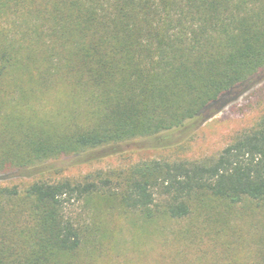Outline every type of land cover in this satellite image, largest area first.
<instances>
[{"label": "trees", "instance_id": "16d2710c", "mask_svg": "<svg viewBox=\"0 0 264 264\" xmlns=\"http://www.w3.org/2000/svg\"><path fill=\"white\" fill-rule=\"evenodd\" d=\"M263 76L264 0H0V173L138 137L169 144ZM94 194L143 224L200 219L172 233L200 245L177 264H264V245L240 249L235 209L264 203V115L210 159L0 186V264L76 262L83 234L65 206Z\"/></svg>", "mask_w": 264, "mask_h": 264}, {"label": "rangeland", "instance_id": "374dc122", "mask_svg": "<svg viewBox=\"0 0 264 264\" xmlns=\"http://www.w3.org/2000/svg\"><path fill=\"white\" fill-rule=\"evenodd\" d=\"M262 115L264 76L185 136H180L179 133L169 134L172 140L169 144L160 143L166 137L165 133L155 138L138 137L97 147L79 155H63L25 170L1 172L0 186H16L21 190L39 177L79 179L88 173L118 170L152 158L210 159L239 133L253 127ZM99 195L72 201L65 206L66 216L80 227L83 234V243L73 264H171L174 260L177 264L179 259L174 257L178 253H183L189 262L196 259L200 245H187L176 240L172 233L187 224L196 226L197 229L202 228L200 219L171 223L158 220L154 224H143L135 212L125 211L115 200L107 201L103 195ZM235 209L241 216L236 220L239 222L238 232L243 245L240 249H263L264 242L261 239L264 237V203L257 206L254 202H244ZM211 224L214 232L216 228L221 229L220 225ZM162 230L176 242H163L160 235ZM213 247L216 254H222L223 246L219 243L213 246L208 242L202 249L209 251ZM230 250L236 252L234 246ZM52 258L58 264L68 263L63 254H54ZM220 259V263L225 264V259Z\"/></svg>", "mask_w": 264, "mask_h": 264}]
</instances>
